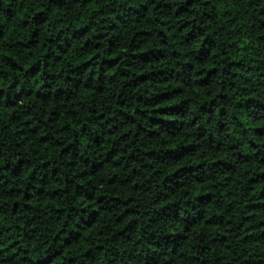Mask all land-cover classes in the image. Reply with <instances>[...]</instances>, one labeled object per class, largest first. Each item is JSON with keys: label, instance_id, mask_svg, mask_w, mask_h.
I'll use <instances>...</instances> for the list:
<instances>
[{"label": "clouds", "instance_id": "obj_1", "mask_svg": "<svg viewBox=\"0 0 264 264\" xmlns=\"http://www.w3.org/2000/svg\"><path fill=\"white\" fill-rule=\"evenodd\" d=\"M31 6L36 7L37 3L43 4L52 12V20L48 24H39L31 22L27 31H37L38 40L43 42V46H38L30 51L38 54L41 60V65L38 66L40 74H36V69L32 72H25L22 67L29 64L27 51L19 48L17 40L20 39L19 31H13L12 28L19 25V19L14 22L7 21L3 11H0V24H8V32L6 35L0 36V51L5 53L11 52L15 57L18 52L21 53L18 63L19 68L9 69V61L0 56V87L7 89V85L12 83L13 79L17 81L12 96L16 93L21 96L27 93L28 90H33L32 95L27 100H21L16 103L12 111L15 113L16 129L23 126L25 128L26 139L21 140L18 131L13 130L10 125L7 130L0 124V176L9 181L5 185L4 179H0V231L9 229L7 236H0V240L7 243V239L20 238V252L15 256L11 250L6 253H0V264H33L39 260L41 264H52L54 255L61 251L63 242L57 236V232L63 229L61 235L68 236L71 240L76 237L77 231L82 228V218L87 217V212H82L88 206V211L91 207H98L95 203L96 192L111 193L114 189L121 193V199H127L125 193L133 196V207L138 206L139 216L135 217L130 223L123 217L117 221L118 213L115 211L106 212L101 220V228L104 231L107 239H101V243L105 245V264L110 260L111 264H146L149 258L155 257L159 264H168L163 259L164 255L170 257L175 262V257H171L169 245L176 240V237L170 234L184 233V225L187 222L191 224L194 217L198 215H206L202 210L205 207L204 203L195 200L192 195L193 191L199 188L201 191H219V185L213 187V182L208 177L214 176L220 171L219 165H214L213 161L218 158L234 160L232 154L228 151L229 146L233 144H246L252 138L250 129L246 132L247 125H240L239 121L234 120L236 116L243 117L245 112L242 108H237V103H242L243 94L248 90V86L244 89L233 88L232 77L228 75L231 69L228 68L230 58L237 57L241 51L238 48H228V39H235L238 43L240 40L247 38L248 47L252 52L248 53L243 59L244 64L249 63V57L258 55L259 60H264V42L257 43L256 28L258 26L259 16L258 11H253L249 7L251 3L253 7L257 5L264 8V0H226V3H221V7H225L230 2L233 8V14L243 21V24L237 25V31H228L225 35L224 30L220 25L223 20H217L216 9L212 5L217 4L219 0H207L208 8L198 9L196 11V20H201L200 12H209L212 20L208 24H203L204 34L208 36L209 41L214 37L217 41L214 50H210L206 46L205 56L207 64L199 63L195 57L201 56L200 45L204 42L203 36L194 32L192 38H188L186 43H182L177 47V41H183L187 35L186 32H177L175 37L171 35L175 32L177 25V17L175 8L184 3L185 0H166L172 5V9L165 15L160 16L159 12H149L139 24L133 25L126 20V25L118 27L112 35L119 36L117 42L116 54L122 57L118 67L108 71L106 75H101L93 69L95 75H100L98 80H91L89 74L83 69H76L75 65L79 63L81 53V45L83 40L77 39L73 42L71 53L59 62L56 56L59 54L58 46L64 47V37L70 33L66 30L57 39L54 23H64L68 25L77 24L81 16L84 23L89 22V18L95 24L94 31L101 30V19L99 13L93 11V6L88 4V0H66L67 5H71L67 12L64 9L57 11L52 10L49 0H30ZM159 2V0H158ZM199 3H204L205 0H198ZM141 3H151V0H99V7L104 8L105 13L109 9H116L117 14H123L129 4H134L139 7ZM7 6L22 8L23 4L20 0H0V10ZM62 17V20L60 19ZM170 30L167 37L157 36V32L161 30V23ZM31 20V17H28ZM192 19L190 16L179 18V22L183 24L185 20ZM145 28L152 32L151 37L144 38L143 48L145 50L153 48H163L166 52L165 59L162 63L153 62L151 65L143 64L139 59L133 60L131 55H126L130 52L129 44L132 43L131 36L139 28ZM227 26H225L226 28ZM93 32H89L85 40H90ZM51 36L53 43L47 44L48 37ZM160 39H167L166 45H160ZM27 36H25V42ZM139 46V41L136 42ZM108 48L107 40L103 41V46L99 51L101 55H106ZM49 52L48 67H43L45 58L43 52ZM85 52L94 54L96 49L88 48ZM173 51L182 52L181 56H172ZM211 51V55L207 52ZM188 59L195 64L197 68L211 67L213 64L219 69V73L215 76L210 75L206 87L200 88V95L205 93L209 99L218 97V94L224 92L225 99L222 103H217V113L213 114L212 122L206 124L204 119L200 118L201 125L207 127L209 131L217 126V122L223 121L228 129L216 137L217 142L222 141L219 150L208 147L207 135H202L199 140L195 136L199 132H203V128L198 129L192 123V116L196 115L198 104L193 103L192 110L183 117L176 119L183 120L184 126L180 131H177L179 124L175 128L157 129L156 133L144 132L138 137L139 144L147 146L148 151L152 153L151 161L143 159L144 154L138 151L132 152V157L137 159L135 164L129 159V150L132 148L133 140L129 137L133 136L137 131L136 125H142L144 129L151 127L147 123V116L155 115L143 104V101L138 102L137 97L143 96L145 99L153 93L146 92V85L138 88L130 86V82L135 81V73L139 71L156 70L161 67L172 69L176 67L178 61ZM127 60L128 64L124 61ZM130 65V66H129ZM181 63V67H182ZM264 71V68H261ZM124 72V75H121ZM245 74L247 69L245 68ZM76 76L75 80H67L66 77ZM252 87H255L256 76L258 73H252ZM198 77L195 73L190 75L189 84L192 80ZM87 83L91 88L103 87V92H97L94 95L86 94L83 83ZM241 83L240 79L236 80V84ZM21 88L23 92H20ZM155 92H160L163 89L153 85ZM38 89L39 95L44 99L36 100L35 96ZM60 89L62 91H56ZM66 89V90H65ZM187 96H192L193 93L188 91ZM67 97L68 99H64ZM51 98V102L50 101ZM184 97H181V99ZM257 98H264V90L257 92ZM118 100L125 102V111L131 115H135L134 109L145 107L146 116H136L135 123H129L119 111ZM5 96L0 95V109H3ZM225 109V115H219V108ZM35 109V110H33ZM7 111V110H5ZM55 112L52 117L54 123H46L45 116ZM31 113L33 127L37 129L35 133L28 131V126L24 124L25 118ZM66 113V115H65ZM103 113V116L100 114ZM36 121H40L36 124ZM5 123L7 121L5 120ZM66 125V127H65ZM109 125H113V136H108L104 141V146H98L100 138L108 132ZM129 129L131 131L129 132ZM124 132H129V136L124 137ZM163 132L162 135L157 133ZM169 132H175V135H169ZM48 144H41L39 137L45 135ZM186 137H191L194 145H199L194 150L184 151L183 145L187 143ZM96 143H93V140ZM60 146L57 147V143ZM65 149V153H61L60 148ZM175 149L177 153H182L179 159H172L166 155L168 149ZM111 149L114 152L123 151V159L121 160V169L113 171L111 163L100 165L97 163L104 159L106 150ZM239 151V148L236 149ZM78 152L79 155L75 153ZM84 157H87V163L84 162ZM159 157V159H157ZM69 159L73 160V166L68 164ZM17 160L21 161L19 175H12V167H16ZM48 161L47 164L42 163ZM128 161L130 167L125 169L123 164ZM201 163L202 167L189 169L188 165L193 162ZM8 164V169L4 165ZM95 165V167H93ZM85 167L90 168L95 175H85L81 178V173ZM131 167L138 170L140 179L137 183L140 185L138 191H132L131 181L134 178L131 172ZM99 168L100 171L96 172ZM182 168L184 171L177 173L176 176H171L170 173L176 169ZM34 170V171H33ZM53 170L57 171V175H53ZM116 176L117 181H122L123 184L117 182L109 184V180ZM204 177L203 183L196 185L193 183L192 176ZM167 178V179H166ZM53 181L56 183L54 184ZM179 182V183H177ZM82 184L83 187L78 185ZM17 189L11 192L8 189ZM57 187L59 191H57ZM20 189H26L32 193L30 200H24L17 209V214L12 215L11 201L18 199L22 195ZM146 189V190H145ZM86 194H91L93 197L91 205L89 201L84 199ZM79 197V199H78ZM5 199L8 203H4ZM169 199L178 204L169 203ZM105 206H109L112 202L104 201ZM217 207L222 212L225 211V206L222 199L219 197L214 200ZM25 204H34L35 207L25 209ZM61 211L58 213L56 208ZM41 208L43 211H41ZM238 209H233L231 218L233 219V228L237 229L239 218L235 215ZM87 222V221H85ZM214 222H218V218ZM24 223L28 225L20 229V232L26 233L20 237V232L15 231L16 225ZM127 225V232L124 231ZM101 229H93L98 231ZM219 231V230H218ZM218 231L217 234L218 235ZM210 227L200 224L191 232L185 233L188 236V241L184 244L182 251L185 252L183 264H222V260L226 259L231 264H253L258 260L259 264H264V253L258 248H248L243 243L238 242L235 238V231L232 233L231 252L229 253L222 245L215 244V252L209 254V250L213 248L214 242H211ZM201 241L207 244V248L200 252V258L194 259L195 251L188 252V249L194 248V245H200ZM95 241H90L93 253H96ZM159 244V247L156 245ZM27 249V251H25ZM82 250V249H81ZM133 253L131 259L128 253ZM255 253V255H252ZM23 254L24 258H21ZM48 259L45 260L44 258ZM81 259H84L81 257ZM59 264V261H56ZM87 264V261L85 262ZM92 264H97V259L92 260Z\"/></svg>", "mask_w": 264, "mask_h": 264}, {"label": "trees", "instance_id": "obj_2", "mask_svg": "<svg viewBox=\"0 0 264 264\" xmlns=\"http://www.w3.org/2000/svg\"><path fill=\"white\" fill-rule=\"evenodd\" d=\"M23 4L22 8H17L14 6H7L0 11H3L4 16L7 18V21L14 22L19 19V25L12 28L13 31H19L20 39L17 40V45L20 49L27 51V58L29 64H25L22 67L25 72H32L36 69V74H40L39 67L41 65V60L38 58V54L29 49L43 46V42L38 40L37 31H27L31 22H37L39 24H48L52 20V12L48 8L44 7L43 4L37 3L36 7L31 6L30 0H20ZM52 10L57 11L59 9H64L67 12L68 8L71 5H67L66 0H49ZM221 3H226V0H219L217 4L212 5L217 12V20H223V24L220 25L221 29L224 30L225 35L228 31L235 32L237 31V25L243 24V21L239 19L235 14H233V8L228 2L225 7H221ZM88 4L93 6V11L99 13L101 19V30L94 31L95 24L91 18H89L88 23L83 22L81 16L80 21L75 25H68L64 23H54V28L56 31L57 39L60 38L61 34L66 30L70 33L69 36L64 37V47L58 46L59 54L56 56L57 62L61 61L63 57L69 55L73 48V42L77 39L83 40L81 45L82 55L79 57V63L75 65L76 69H83L85 73L89 74L91 80H98L101 78L100 75H95L93 69L101 75H106L108 71L118 67L121 63L122 57L116 54L117 42L120 40L119 36L112 35L115 30L121 25H126V20L132 23L133 25L139 24L141 20L149 12L156 13L159 12L160 16L165 15L172 9V5L167 3L166 0H151V3H141L139 7H136L134 4H129L127 10L123 14H117L116 9H109L108 13H105L104 8L99 7V0H88ZM209 5L207 0L204 3H199L198 0H185L184 3L180 4L179 7L175 8V15L177 17V27L175 32H172L171 35L175 37L177 32H186L187 35L183 41H177V47L180 44L186 43L188 38H192L195 33L203 36V43L200 45L201 56L195 57V59L202 64H207V58L205 56L206 46L210 50H214L217 43L215 37L209 41L207 35L204 34L203 24H208L212 20V16L209 12H200L201 20H196V11L198 9L208 8ZM249 7L253 8V11H258L259 23L258 26L254 25L256 28V41L257 43L264 42V8L253 7L250 3ZM190 16L192 19L185 20L183 24L179 22L180 17ZM31 17V20L28 19ZM62 20V17L60 18ZM159 21V17H157ZM161 23V30L157 32V36L167 37L169 35V29L164 25L163 21ZM225 26H227L225 28ZM8 24H0V36L6 35L8 32ZM94 34L90 40H85L84 37H87L89 32ZM152 32L141 27L131 36L132 43L129 44L130 52L126 55H131L133 60L139 59L145 65H151L153 62L162 63L165 59L166 52L163 48H153L145 50L143 48L144 38L151 37ZM25 36H27V41L25 42ZM107 40L108 48L105 50L106 55H101L99 49L103 46V41ZM139 41V46L137 45ZM228 48L233 47L240 49L237 57L229 59L228 68L231 69L228 75L232 77L233 88L244 89L245 86H248V90L243 94L242 103H237V108H242L245 112V116L240 117L236 116L233 119L239 121L240 125H247L245 131L247 132L250 129L251 137L246 144H233L229 146V152L234 157V160H227L224 158H218L213 161L214 165H219L220 171L214 176L208 177L209 180L213 182V187L219 185V191H201L199 188L195 189L192 195L195 197V200L198 202L204 203L206 200L205 207L203 212L206 215H198L194 217L191 224L187 222L184 225V233H171L170 235L176 237L171 245H169V251L171 257H175L174 264H183V257L185 252L181 249L184 244L188 241V236L185 233L191 232L198 225L204 224L210 227L211 233V242H214V246L209 250V254L215 252V244L222 245L229 253L231 252V240L232 233L235 231V238L238 242L244 244L248 248H258L260 252L264 253V98H257V92L259 90H264V71H261V68H264V60H259L258 55H252L249 57V63L244 64V57L252 52V49L248 47V39H242L238 43L235 39H228ZM53 39L51 36L48 37L47 44L51 45ZM160 45H166L168 43L167 39H160ZM92 48L97 51L94 52H85V49ZM212 52L208 51L207 55H211ZM21 53L18 52L14 57L11 52L0 51V56H3L5 60L9 61V69L19 68L21 65L18 63ZM45 58L43 67H48V57L50 53L45 51L42 53ZM172 56H181L182 52L173 51ZM128 64V61H124ZM182 63V67H181ZM130 66V65H129ZM245 68L247 69V74H245ZM258 73L256 76L255 87H252V73ZM195 73L198 77L196 80H192L189 84L190 75ZM219 69L213 64L211 67L197 68V66L191 63L187 58L182 62L178 61L175 68L168 69L167 67H161L156 70L148 71H139L135 73V81L130 82L132 87H140L146 85L145 91H151L153 94L149 95L147 99L140 96L137 97L138 102L143 101V104L155 115L147 116V123L151 125L150 128L144 129L142 125L137 124V131L131 137L133 140L132 148L129 150V159L132 164L137 162L136 158L132 157L133 151H138L144 154L143 159L151 161L152 153L148 151L146 145L140 143L139 147H136V144L139 143L138 137H140L144 132L156 133L157 129H163L167 131V128H175L179 124L177 131H180L184 126V121L177 120V117H183L192 110L193 103L198 104L199 107L196 109V115L192 116V123L198 129L203 128V132H199L195 139L199 140L202 135H207L208 138V147L215 148L219 150L222 145L221 142L216 141V137L221 133L226 131H232L233 129H228L226 124L223 121L217 122L215 129L209 131L207 127L201 125L200 118L204 119L205 125L212 122L213 114L217 113V103H222L225 99V93L221 92L218 94L217 98L209 99L205 93L203 96L200 95V88L206 87L208 83H211L209 80L210 75H217ZM124 72H121V75H124ZM240 79L241 83L236 84V80ZM67 80H75L76 76L66 77ZM2 83V81H0ZM17 81L13 79L12 83L7 85V89L0 87V95L5 96V101L3 109H0V124L3 125L4 129L7 130L11 125L13 130H16L20 134V139H26L25 128L23 126L16 129V119L15 113L12 109L15 108L16 103L21 100H27L29 96L32 95L33 90H28L27 93H24L23 96L20 93H16L15 97L12 96V89L15 88ZM153 85L162 88L160 92H155L152 88ZM83 88L86 94L94 95L97 92H103V87L91 88L86 82L83 83ZM66 90V89H65ZM56 91H62L57 89ZM188 91L193 93L195 99L192 96H187ZM20 92H23L21 88ZM37 94L35 96L36 100L43 101V97L39 95L38 89L36 90ZM181 97H184L181 99ZM64 99H68L64 97ZM51 102V98L50 101ZM120 108L119 111L123 113L124 117L129 120V123H135L136 116H146L145 107L134 109L135 115L127 113L125 109V102L123 100H118ZM7 110V111H5ZM35 110V109H33ZM225 109L223 107L219 108V115L224 116ZM56 113L53 112L50 115L45 116L46 123H54L52 117ZM66 115V113H65ZM103 116V113L100 114ZM5 120L7 123H5ZM40 121H36V124H39ZM24 124L28 126V131L35 133L37 129L33 127L31 113L25 118ZM66 127V125H65ZM113 125H109L108 132L100 138L98 146L103 147L104 141L108 136H113L112 132ZM131 129H129V132ZM129 132H124L121 139L126 136H129ZM162 135L163 132L157 133ZM169 135H175V132H169ZM187 143L183 145L185 152L189 150H194L198 148L199 145H194L191 137H186ZM41 144L47 145L48 140L45 135L39 137ZM60 143H57V147L60 146ZM93 143H96V140H93ZM239 148V151L236 149ZM61 153H65L64 148H60ZM79 155L78 152L75 153ZM123 151L114 152L111 149L106 150L104 154V159L98 161L100 165H106L111 163L113 166V171L115 172L118 169H121V160L123 159ZM167 156L172 159H179L182 153H177L175 149H168ZM84 162L87 163L88 158L84 157ZM159 159V157H157ZM42 163L47 164L48 161H43ZM21 161L17 160L16 167H12V175L21 174L20 171ZM68 164L73 166V160L69 159ZM10 165L5 164L4 168L8 169ZM95 167V165H93ZM125 169L129 168L130 165L128 161H125L123 164ZM202 167L201 163L194 161L193 164L188 165L189 169ZM131 172L133 173V179L131 181L132 191H138L140 185L137 183V180L140 179L138 170L135 167H131ZM34 171V170H33ZM100 171L99 168L96 169V172ZM184 171L182 168L176 169L170 173L171 176H176L177 173ZM57 171L53 170V175H57ZM90 168L85 167L83 172L80 174L81 178L85 175H95ZM0 179H4L5 185L9 184V181L4 177L0 176ZM167 179V178H166ZM193 183L199 185L203 183L204 177L202 176H192ZM121 183L122 181H117L115 175L109 180V184ZM55 184L56 182L53 181ZM179 183V182H177ZM83 187L82 184L78 185ZM11 192L17 191V189H8ZM146 190V189H145ZM22 195L18 199H13L11 201V210L12 215L17 214V209L24 200H30L32 193L26 189H20ZM57 191L59 188L57 187ZM127 199H121V193L118 190H113L111 193L105 192L100 193L96 192L95 194V203L99 205L98 207H91V210L88 211V206L84 209H81L82 212H87V217L82 218V228L77 231V235L73 239H69L68 236L61 235L63 229H60L57 232V236L60 237V240L63 242V248L61 251H58L53 258L52 264H56V261H59V264H92L94 258L97 259V264H105V245L100 241L101 239H107L104 231L101 228V220L104 217L106 212L115 211L118 213L117 221L123 217L129 223L137 216H139L138 206L133 207L134 197L130 194L125 193ZM222 199L225 206V212H222L219 207L214 203V200L217 198ZM79 199V197H78ZM84 199L89 201L91 205L93 197L91 194H86ZM109 200L112 203L109 206H105L104 201ZM4 203H8V200L5 199ZM169 203L178 204L179 202H173L169 199ZM34 204H25V209L35 207ZM233 209H238L235 215L239 218V225L237 229L233 228V219L231 214ZM41 211L43 209L41 208ZM56 211L59 213L61 209L56 208ZM218 218V222H214ZM87 221V222H85ZM28 225L20 223L16 225L15 231L20 232V229L27 227ZM101 229L93 232V229ZM128 227L125 225L124 231L127 232ZM219 230V231H218ZM9 229H4L0 231V236H7ZM218 231V235L215 234ZM26 233L20 232V237L25 236ZM90 241H95L96 253H93ZM20 244V238L17 239H7L5 244L3 240H0V253H6L11 250L13 256L20 252V248L17 245ZM159 247V244L156 245ZM207 248V244L201 241L200 245H194V248L188 249L189 253L195 251L194 259L200 258V252ZM82 249V250H81ZM27 251V249H25ZM252 255H255L253 253ZM133 253L129 252L128 257L131 259ZM83 257L84 259H81ZM23 259V254L21 255ZM45 260L48 258L45 257ZM163 259L168 262V264H173V260L169 256L164 255ZM33 264H41V261L36 260ZM107 264H111V261L108 260ZM146 264H159V261L155 257L149 258L146 261ZM222 264H231L230 261L224 259ZM247 264V261L245 262ZM253 264H259V261L256 260Z\"/></svg>", "mask_w": 264, "mask_h": 264}]
</instances>
